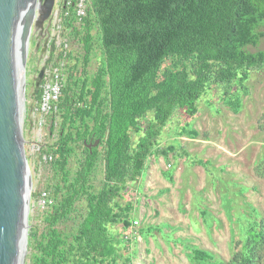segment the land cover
Returning a JSON list of instances; mask_svg holds the SVG:
<instances>
[{
	"label": "trees",
	"instance_id": "obj_1",
	"mask_svg": "<svg viewBox=\"0 0 264 264\" xmlns=\"http://www.w3.org/2000/svg\"><path fill=\"white\" fill-rule=\"evenodd\" d=\"M90 1L77 27L83 29L86 58L95 46L93 27L98 30L103 61L90 81L83 79L77 98L63 86L58 108L64 110V120L52 154L59 176L55 193L61 199L46 211L47 233L37 242L34 264H131L117 226L132 225L129 186L140 179L166 125L180 112L195 116L211 84L231 85L264 65V49L259 48L264 40V0ZM69 11L68 18L75 22L73 7ZM170 55L194 57V74L172 73L160 79L161 65ZM42 93V87L36 89L38 105ZM76 122L83 129L74 134L70 126ZM93 137L104 144L102 152L99 146L86 145ZM74 142L83 145L85 157L72 178L67 166ZM175 149V144L161 147L164 153ZM100 160L105 183L95 192L90 179ZM196 161L213 172L210 160ZM257 170L264 177V161ZM81 196L88 211L69 240L58 222L68 218ZM254 222L249 227L260 225ZM263 236L262 230L249 229L242 249L219 264H256ZM193 252L198 259L212 257L200 248Z\"/></svg>",
	"mask_w": 264,
	"mask_h": 264
},
{
	"label": "rangeland",
	"instance_id": "obj_2",
	"mask_svg": "<svg viewBox=\"0 0 264 264\" xmlns=\"http://www.w3.org/2000/svg\"><path fill=\"white\" fill-rule=\"evenodd\" d=\"M64 1L56 0L51 16L42 26L33 27L29 42L25 114L31 185L22 264H34L37 242L47 233V210L38 203L40 191L50 188L54 201L61 199V194L55 193L59 176L54 159L46 157L56 151L64 110L60 106L42 129L37 125L35 83L39 71L59 67L64 86L70 87L68 95L77 98L83 79L90 81L103 61L100 33L93 27L95 46L86 58L83 29L77 27L81 23L68 18L71 14ZM259 48L264 49V40ZM196 69L194 57L170 55L162 63L159 76L192 75ZM198 102L195 116L180 112L170 120L140 179L129 186L134 206L132 225L128 229L119 225L117 230L131 264L229 262L242 249L249 229L264 232V177L257 170L264 161V65L249 70L245 79L231 85L211 84ZM87 123L93 125L90 118ZM79 127L83 129L79 122L71 123L70 131L75 134ZM74 143L67 166L72 178L85 157L83 145ZM167 144H175V151L162 152L161 147ZM97 146L102 152L104 144ZM196 158L210 160L213 172L210 174ZM104 168L100 160L90 179L92 191L99 192L104 186ZM87 211V201L81 196L68 218L58 222L64 237L73 238ZM255 220L260 225L249 227ZM262 241L256 264H264V236ZM195 248L210 252L212 257L196 258Z\"/></svg>",
	"mask_w": 264,
	"mask_h": 264
},
{
	"label": "water",
	"instance_id": "obj_3",
	"mask_svg": "<svg viewBox=\"0 0 264 264\" xmlns=\"http://www.w3.org/2000/svg\"><path fill=\"white\" fill-rule=\"evenodd\" d=\"M56 0H0V264H22L30 179L26 152L25 69L33 27ZM42 67L35 83L42 86ZM100 138L85 142L96 147Z\"/></svg>",
	"mask_w": 264,
	"mask_h": 264
},
{
	"label": "built area",
	"instance_id": "obj_4",
	"mask_svg": "<svg viewBox=\"0 0 264 264\" xmlns=\"http://www.w3.org/2000/svg\"><path fill=\"white\" fill-rule=\"evenodd\" d=\"M68 10L73 7L76 22H82L83 18L87 16L88 10L91 6L90 0H65L64 1ZM64 86V75L59 67H55L50 72L45 73L42 82L43 93L40 99L39 106L36 107L38 113L37 125L40 129L47 125L49 116L58 110V103L62 94ZM46 159H53V155H47ZM54 197L51 191L44 188L39 193L38 203L40 207L47 210L54 204Z\"/></svg>",
	"mask_w": 264,
	"mask_h": 264
},
{
	"label": "flooded vegetation",
	"instance_id": "obj_5",
	"mask_svg": "<svg viewBox=\"0 0 264 264\" xmlns=\"http://www.w3.org/2000/svg\"><path fill=\"white\" fill-rule=\"evenodd\" d=\"M36 45H37V46H39V45H40V43H39V42H37V43H36ZM45 46H47V45L45 44ZM44 48H45V47H44Z\"/></svg>",
	"mask_w": 264,
	"mask_h": 264
},
{
	"label": "crops",
	"instance_id": "obj_6",
	"mask_svg": "<svg viewBox=\"0 0 264 264\" xmlns=\"http://www.w3.org/2000/svg\"><path fill=\"white\" fill-rule=\"evenodd\" d=\"M147 165H148V161H147ZM147 167V166H146Z\"/></svg>",
	"mask_w": 264,
	"mask_h": 264
}]
</instances>
